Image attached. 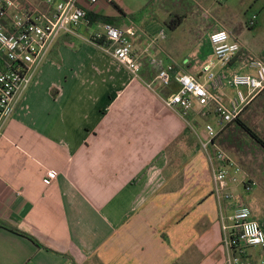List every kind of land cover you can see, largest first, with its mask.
Returning <instances> with one entry per match:
<instances>
[{
	"label": "crops",
	"instance_id": "obj_1",
	"mask_svg": "<svg viewBox=\"0 0 264 264\" xmlns=\"http://www.w3.org/2000/svg\"><path fill=\"white\" fill-rule=\"evenodd\" d=\"M257 1L264 9V0ZM25 2L50 11L44 0ZM114 5L119 9L117 0L87 8L92 22L81 24L77 35L58 38L0 136V264H227L220 213L242 204L219 203L205 155L188 161L193 129L163 101L177 86L146 84L156 74L151 59L204 82L203 66L213 58L210 41L206 51L180 63L154 40L138 44L141 29ZM254 16L258 24L254 13L247 27L253 28L248 23ZM104 17L120 29L135 28L131 40L142 80L92 41L103 33L104 23L97 21ZM221 25L219 31L238 39ZM241 44L228 80L253 73L251 59L264 62V37ZM228 88L220 93L225 101L232 96ZM171 162L177 170L166 175ZM49 170L59 172L52 183L46 181ZM263 200L245 201L264 229L256 217ZM212 228L216 241L193 236ZM166 231L169 245L157 237ZM249 253L255 261L263 255Z\"/></svg>",
	"mask_w": 264,
	"mask_h": 264
},
{
	"label": "built area",
	"instance_id": "obj_2",
	"mask_svg": "<svg viewBox=\"0 0 264 264\" xmlns=\"http://www.w3.org/2000/svg\"><path fill=\"white\" fill-rule=\"evenodd\" d=\"M44 1L50 7L46 13L25 0H0V136L58 38L62 34L77 35L81 24H89L87 8L103 2L112 4L116 0ZM225 1L218 0L219 3ZM256 19L254 16L248 25L254 26ZM102 29L103 33L94 36L104 35L102 49L124 66L133 79L142 80V63L134 54L131 40L136 33L135 28L123 30L105 23ZM166 36L162 30L159 39L165 40ZM209 39L213 58L203 66L204 82L187 73L176 72L159 59H151L150 65L156 74L154 80L146 84L150 89L157 85L170 89L176 85L177 91L163 101L185 121L195 109H201L205 119L214 117L217 121L218 129L210 122L205 126L207 138L201 147L216 162L213 175L215 194L223 203L234 199L236 186H243L247 193L257 187L255 182L246 180L241 166L214 140L228 124L241 118L264 91V62L251 59L249 68L253 73H234L228 80L226 71L241 53L242 45L226 30L211 34ZM227 83L235 92L225 101L220 93ZM58 176L59 172L49 170L46 181L52 183ZM222 231L227 264H264V254L255 261L249 253L257 249L264 253V229L253 218L249 206L240 205L231 216L222 217Z\"/></svg>",
	"mask_w": 264,
	"mask_h": 264
},
{
	"label": "rangeland",
	"instance_id": "obj_3",
	"mask_svg": "<svg viewBox=\"0 0 264 264\" xmlns=\"http://www.w3.org/2000/svg\"><path fill=\"white\" fill-rule=\"evenodd\" d=\"M26 1L35 2L41 0ZM117 2L119 9L121 8L126 15L130 16L134 24L141 29L142 36L140 35L141 38H137L138 44L149 46L154 40V43L170 49L174 53L175 60L180 63L189 60L197 50L200 51L203 49L206 51L209 48L210 35L223 28L221 24L230 27L234 36H238L239 40H237L240 43L243 41L257 43L264 37V9L257 3V0H227L224 3H219L218 0H117ZM254 13H258L259 21L258 24H255L256 26L254 25L255 27L252 26L253 28H249L247 27V22ZM176 15L185 16V20L177 30L171 31L165 23ZM162 28L165 29L167 40L159 39L162 31L160 29ZM84 29L85 28L82 30L83 33L85 31ZM240 66L241 63H237L234 69L240 70ZM234 92V89L228 88L226 93L230 96L233 95ZM258 97L244 111L241 119L246 121L248 126L264 140V101L261 99L258 100ZM191 114L192 116L189 117L187 126L191 128V131L193 129V131L192 133L189 132L191 134H189L188 146L186 147L188 153L187 159L190 162L192 156L202 153V156L205 155V158L209 161L212 174H214V169H216L217 166L215 160L212 155L202 152L199 146L200 140H205L207 138L205 126L210 122L218 129L217 121L214 117H212V119H205L201 109H195ZM227 128H224L223 137L224 139L226 137V140L234 144L237 143L239 147V157L231 155L220 142L217 143L218 147L241 166L246 180L255 182L259 187L257 190L254 189L251 193H246L242 189L240 192H236L235 189L239 187L236 186L233 189L234 199L226 203L231 205L237 202L250 207L253 206V204L246 202L245 200L247 198L252 196L258 199V196L261 195L264 199V149L259 147L255 142L247 140L242 132L237 131L234 133L235 136H230ZM175 147H177V149L180 148L179 141L176 142ZM183 149L182 146V150ZM179 167H181L180 174L183 175L186 165ZM175 170H177V167L171 162L170 167L167 168L166 175H170L171 173L174 174ZM157 201H163V198H157ZM257 207L261 211L257 213L256 217L264 227V200L263 203L258 204ZM233 212L226 214L224 209L223 211L221 209V221L222 217L227 218L231 216ZM158 228L159 227H157V230ZM195 231L196 233H194L193 236L200 235L198 240L205 236H208L207 238L210 240L212 239V241L217 240L215 228L212 230L213 232H203L204 234H201L197 229ZM169 236L172 237L167 231L162 233V237L164 238H162L160 234H157V237L164 242L166 241L167 244ZM257 253H262L261 249H257ZM186 264L195 263L189 261ZM207 264H210V262Z\"/></svg>",
	"mask_w": 264,
	"mask_h": 264
},
{
	"label": "trees",
	"instance_id": "obj_4",
	"mask_svg": "<svg viewBox=\"0 0 264 264\" xmlns=\"http://www.w3.org/2000/svg\"><path fill=\"white\" fill-rule=\"evenodd\" d=\"M114 6H115V8L118 9V7L116 5H114ZM118 10L120 11V9H118ZM120 12H122V11H120ZM88 16H87V20L91 23L92 19H90ZM184 20H185V16L176 15L175 17L170 18L169 21H167L165 24L171 31H175L183 24ZM97 22H102L104 24L105 23L114 24V21L112 19L106 18V17L99 19V21H97ZM104 40H105L104 35H100L98 38H94V37L92 38V41L98 45H103ZM236 58H238V57H236ZM236 58H235V60H236ZM260 99L264 101V91L258 97V100H260ZM226 128L229 130L230 136H235L234 133H236L237 131L242 132L245 135L244 137L247 138V140H249L250 142H255L259 147H262L264 149V140H262L260 138V136L253 129H251L248 126L246 121L242 120L241 118H239L238 120H236L233 123L228 124L225 127V129ZM223 136H224V129L219 132L217 138L214 140L215 144L220 142L222 145H224L226 147L227 151H229V153L231 155H233L235 157H239L238 156L239 147L237 146V143L234 144L231 141L226 140V137L224 139ZM17 232L23 235V233H21L19 231H17Z\"/></svg>",
	"mask_w": 264,
	"mask_h": 264
}]
</instances>
